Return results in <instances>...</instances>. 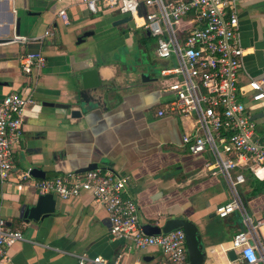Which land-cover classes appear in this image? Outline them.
Masks as SVG:
<instances>
[{"label": "crops", "instance_id": "crops-1", "mask_svg": "<svg viewBox=\"0 0 264 264\" xmlns=\"http://www.w3.org/2000/svg\"><path fill=\"white\" fill-rule=\"evenodd\" d=\"M61 10L67 11L69 24L59 17ZM238 16L246 51L241 79L262 78L264 0H242ZM127 18L112 10L92 14L82 0H0V105L13 92L35 100L25 111L16 168L0 181V220L23 234L4 248L2 264H76L82 256L118 264L164 261L158 246L138 251L124 240H112L109 213L90 194L74 200L54 196L51 215L28 219V210L42 195L34 181L82 173L92 164L131 177L129 194L138 204L142 226L188 219L198 228L202 264H246L236 251V259L229 256L242 229L239 213L225 219L216 214L219 205L232 199L227 182L223 178L226 189L221 178H212L219 175L204 169L205 160H212L208 152L193 156L182 145L183 134L194 130L195 115L157 116L167 96L160 91L155 42ZM38 52L45 65L25 74L21 56ZM123 54L133 65L125 63ZM92 69L98 70L100 85L86 90L81 74ZM247 105L264 142V100ZM74 110L80 117H72ZM32 169L43 171L45 178H20ZM245 185L248 212L262 218L264 190L253 193L251 182ZM261 237L264 245V227Z\"/></svg>", "mask_w": 264, "mask_h": 264}, {"label": "built area", "instance_id": "built-area-1", "mask_svg": "<svg viewBox=\"0 0 264 264\" xmlns=\"http://www.w3.org/2000/svg\"><path fill=\"white\" fill-rule=\"evenodd\" d=\"M242 0H82L92 14L117 11L131 19L136 28L155 40V56L168 65L159 69L162 94L166 100L159 117L195 115L193 132H185L182 145L193 156L209 153L204 169L211 176L222 175L232 199L219 205L216 214L228 218L238 212L242 229L232 240V249L246 264H264L261 229L264 216L254 219L247 210L239 187L249 178L264 181V142L248 102L264 100V77L241 79L246 51L240 41L238 5ZM69 24L66 10L59 12ZM47 35L53 36L48 32ZM18 42L26 38L16 36ZM42 53L20 58L22 71L30 75L44 66ZM172 63H176L173 65ZM35 100L32 95L13 92L0 105V181H6L16 168L14 153L21 142L25 111ZM21 179L31 178L29 172ZM131 177L112 168L68 173L34 181L41 194L61 200H74L90 194L109 213L112 240L128 242L129 249L158 246L164 254L161 264H190L186 235L182 229L148 236L142 230L137 202L129 194ZM21 231L10 230L0 220V264L4 248L22 240ZM76 264H118L97 256H82Z\"/></svg>", "mask_w": 264, "mask_h": 264}, {"label": "water", "instance_id": "water-1", "mask_svg": "<svg viewBox=\"0 0 264 264\" xmlns=\"http://www.w3.org/2000/svg\"><path fill=\"white\" fill-rule=\"evenodd\" d=\"M124 21L130 22L131 19L127 18ZM90 35L89 33L85 34L84 36ZM84 38H80L79 41H83ZM82 84L83 88L88 90L100 85V80L98 76V70L92 69L82 72ZM53 105V104H52ZM55 106V105H54ZM61 107H69V106H62ZM81 113L79 111L74 110L72 112V117H80ZM256 117H253L255 120ZM97 164H92L87 168L81 170V172H86L90 170L97 169ZM30 176L36 178H45V174L43 171L39 169H32L30 172ZM56 201L54 195L52 194H42L37 204L28 210L27 216L30 220L39 221L43 217L51 215L55 210ZM24 213L22 214V218ZM27 219V220H28ZM26 220V221H27ZM182 229L186 235V246H187V253L189 257V261L191 264H202L203 263V252L200 247V235L198 234L197 226L188 219L185 218H173L166 220L162 225H150L146 224L142 226V230L144 234L148 236L160 235L162 233H169L173 230ZM229 256L232 259H236L235 251L232 250L229 253Z\"/></svg>", "mask_w": 264, "mask_h": 264}, {"label": "rangeland", "instance_id": "rangeland-1", "mask_svg": "<svg viewBox=\"0 0 264 264\" xmlns=\"http://www.w3.org/2000/svg\"><path fill=\"white\" fill-rule=\"evenodd\" d=\"M147 33H148V36H150V33L149 32H147ZM154 42H155V40H154ZM150 50H151V55H153L152 48H150ZM121 57L125 60V63L130 64V65H133V59L132 58H129L128 56H126V54H123V56H121ZM121 57L119 55V58L120 59H121ZM157 63H158V66H160V67L167 66L168 65V63L165 60H162V59H158ZM172 64L173 65H176V63H172ZM159 79L161 80V78H159ZM212 178H216L217 181L220 180V178H221L222 183H224L223 176H221V175H219V177L217 176V177H212ZM223 187L227 189L225 183L223 184ZM245 189H246V185L245 186L242 185V186L239 187V192H240L242 198L244 197Z\"/></svg>", "mask_w": 264, "mask_h": 264}, {"label": "trees", "instance_id": "trees-1", "mask_svg": "<svg viewBox=\"0 0 264 264\" xmlns=\"http://www.w3.org/2000/svg\"><path fill=\"white\" fill-rule=\"evenodd\" d=\"M148 37H149L150 41L154 39V38H152V36L151 37L148 36ZM248 182H251V184H252L253 193H261L264 190V182L263 181H259V180H255V179L249 178Z\"/></svg>", "mask_w": 264, "mask_h": 264}]
</instances>
